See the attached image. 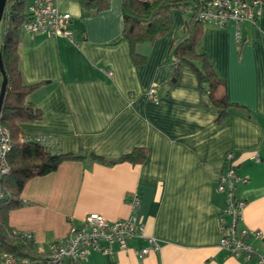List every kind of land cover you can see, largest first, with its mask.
<instances>
[{"label":"crops","instance_id":"crops-1","mask_svg":"<svg viewBox=\"0 0 264 264\" xmlns=\"http://www.w3.org/2000/svg\"><path fill=\"white\" fill-rule=\"evenodd\" d=\"M58 2L73 16L77 43L22 30L23 80L38 84L27 100L44 117L19 126L22 139L49 138L52 150L86 157L65 160L56 170L28 180L23 205L10 210V226L33 233L36 250L47 253L91 212L110 220L134 213L130 199L138 192L135 214L145 233L160 240L161 250L140 257L135 249L145 241L134 238L126 249L92 253L82 264H248L220 246L225 195L217 181L227 168V151H234L238 171L250 179L238 188L247 200L239 226L262 231L251 241L263 251L264 3L254 23H202L199 50L223 79L219 95L232 102L218 121L190 64L182 63L173 79L172 43L184 37L191 9H175L170 31L138 45L146 60L136 65L122 38V0H109L107 7L92 12L77 0ZM156 84L158 102L148 97ZM138 146L147 148L143 162L109 164L89 155L114 160Z\"/></svg>","mask_w":264,"mask_h":264},{"label":"trees","instance_id":"trees-1","mask_svg":"<svg viewBox=\"0 0 264 264\" xmlns=\"http://www.w3.org/2000/svg\"><path fill=\"white\" fill-rule=\"evenodd\" d=\"M86 11H99L109 5V0H77ZM195 0H122L124 27L122 38L130 45V54L134 64L140 65L146 60V54L138 50V45L152 43L165 35L173 26V11L178 8L191 9L193 15L185 23V35L174 40L171 47L173 79H176L180 65L190 64L197 72L203 88L204 99L212 106L218 121L228 114L230 102L218 91L223 79L218 76L210 63L206 52L199 50L202 37V21L197 17ZM27 0H7L0 22V52L4 71L7 75V87L0 110V123L11 134L12 149L8 156L9 172L4 175L2 184L5 195L0 198V264L4 253H12L20 258L47 259L46 253L36 250L34 237L14 230L10 226L9 213L13 208L23 205L21 192L31 178L45 175L56 170L65 160L84 159L83 153L52 150V143L45 137H27L22 139L19 123L36 121L44 117L43 111L27 100L38 84H26L20 68L19 45L22 25L26 19ZM90 157L103 163L115 164L122 161L143 162L147 157V148L138 146L114 160L90 152Z\"/></svg>","mask_w":264,"mask_h":264},{"label":"built area","instance_id":"built-area-1","mask_svg":"<svg viewBox=\"0 0 264 264\" xmlns=\"http://www.w3.org/2000/svg\"><path fill=\"white\" fill-rule=\"evenodd\" d=\"M264 0H195L197 17L207 24L223 27L230 21L257 22L262 15ZM26 19L22 29L28 33H45L53 36L62 35L77 43L76 31L72 26L73 16L60 8L58 0H27ZM111 76L112 71H107ZM0 71V92L2 85ZM150 100L158 102V85L152 86L148 93ZM12 149L9 129L0 123V198L5 195L2 180L9 172L8 156ZM227 168L217 181V190L225 195V206L220 214V246L248 264H264V250L259 251L251 238H260L261 230L240 227L247 200L239 196L240 185L249 183L250 179L238 171L237 154L229 150L225 155ZM259 159V157H257ZM140 202L138 192L132 193L130 204L132 213L126 218L110 220L98 212L89 213L82 225L71 226L68 234L50 246L47 259L20 258L12 253H4L1 264H82L90 254L110 253L116 247L126 249L134 238L145 241L135 249L142 257L150 252H159L161 242L145 233L144 223L135 214ZM34 237L31 232H25Z\"/></svg>","mask_w":264,"mask_h":264},{"label":"water","instance_id":"water-1","mask_svg":"<svg viewBox=\"0 0 264 264\" xmlns=\"http://www.w3.org/2000/svg\"><path fill=\"white\" fill-rule=\"evenodd\" d=\"M6 4H7V0H0V22L2 20L3 14H4ZM0 71H1L2 77H3L2 85H1V92H0V110H1L3 98H4V95L6 92V87H7V75L4 71L1 52H0Z\"/></svg>","mask_w":264,"mask_h":264},{"label":"rangeland","instance_id":"rangeland-1","mask_svg":"<svg viewBox=\"0 0 264 264\" xmlns=\"http://www.w3.org/2000/svg\"><path fill=\"white\" fill-rule=\"evenodd\" d=\"M81 18L77 17V20H80Z\"/></svg>","mask_w":264,"mask_h":264}]
</instances>
